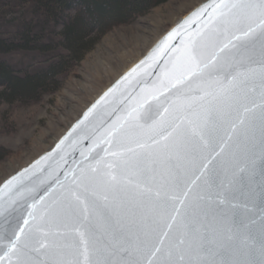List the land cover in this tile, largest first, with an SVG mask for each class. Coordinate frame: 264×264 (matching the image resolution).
<instances>
[{"label":"water","instance_id":"95a60500","mask_svg":"<svg viewBox=\"0 0 264 264\" xmlns=\"http://www.w3.org/2000/svg\"><path fill=\"white\" fill-rule=\"evenodd\" d=\"M220 2L204 0L180 17L84 108L51 148L3 179L0 209H15L12 216L22 223L21 218L27 216L33 197L38 199L50 187L53 191L59 189L57 177L63 180L66 171L87 166L88 161L97 166L96 160L101 157L113 159L105 156L104 149L109 145L102 143L101 138L115 123H124L123 118L133 108H140L142 122L149 125L162 115L168 116L164 109L171 108L175 123L181 129L190 127L189 120L205 119L211 113L217 117L222 131H230V122L220 117L231 113L233 119L243 117L244 123L237 121L238 131L232 134L221 156L216 157L214 197L219 198L204 200L193 207L190 230L181 228L179 233L184 239L179 251L166 237L159 246L173 248L171 255L165 251L162 257L173 264H258L264 244V42L255 38L264 27L258 13L249 9L231 26L240 37L233 43L241 47L232 49L233 55L213 70L211 79L191 76L176 83L168 76L174 66L183 62L188 38L208 32L216 23L218 17L209 23V14ZM224 2L258 3V0ZM202 11L203 15H198ZM249 24L255 30L254 36H245L236 30L241 27L246 31ZM177 30L181 35L169 42L163 55L154 57L166 38ZM128 135L133 151L125 150V156L134 163L136 154L144 155L141 167L130 172L139 186L127 182L111 190H105L102 185L92 186L95 193L92 198L98 205L93 222L103 240L101 251L111 264H126L129 260L147 264L156 257L139 255L137 249L145 232L156 225L163 226L154 207L156 193L167 188L176 172L192 176L195 165L208 153L198 154L194 164L183 133L167 148L163 147V141L157 148L139 129H129ZM99 167L103 168V164ZM9 181L13 183L6 187ZM58 244L54 243L45 255L32 252L31 257L40 264H75L77 260L79 264H86L83 254L77 256L62 240Z\"/></svg>","mask_w":264,"mask_h":264},{"label":"snow or ice","instance_id":"6c2138e0","mask_svg":"<svg viewBox=\"0 0 264 264\" xmlns=\"http://www.w3.org/2000/svg\"><path fill=\"white\" fill-rule=\"evenodd\" d=\"M249 9L258 13L260 24L264 27V0H258V3L240 4L225 3L221 0L212 7L209 23L218 17L216 23L208 32L188 38L183 62L174 66L168 76L174 78L176 83H181L191 76L211 79L213 70L220 67L227 57L233 55L232 49L241 47L233 43L240 37L234 34L231 26L240 21ZM198 15H203V11ZM236 30L242 31L245 36L255 35V30L250 24L246 31L241 27H237ZM180 35L179 30L171 33L153 56L163 55L169 42ZM255 38L264 42V31ZM164 113L169 115H162L159 120L149 125L146 121L142 122L140 108H133L128 116L123 118L124 123H115L101 138L102 143L109 145L104 149L105 156H111L113 159L106 160L101 157L96 160L97 166H93L92 161H88L87 166L66 171L63 180L57 177L56 184L59 185V189L53 191L50 187L38 199L33 197V202L28 205L30 210L27 211V216L21 218L22 223L20 219L12 216L15 209H0V217H2L0 264H5L6 261L7 264H13V258L15 264H40L38 259L31 257V253L45 255L54 243L59 246L58 242L61 240L70 250H74L77 256L83 254L86 264H111V261L105 258V253L101 251L103 240L93 222L98 205L92 198L95 195L92 186L102 185L105 190L114 189L124 182L139 186V181L134 179L130 172L134 168L141 167L144 155L136 154L137 159L133 163L124 154L125 150L133 151L128 144V133L132 128L139 129L141 135L147 136L157 148L161 147V141L164 142L163 147L167 148L177 135L185 134L194 164L198 154L208 153L199 164L195 165V171L192 173L195 179L176 172L167 188L163 192L156 193L154 207L163 221V226L156 225L149 232H145L137 249L139 255L156 257V260L149 259L147 264H173L171 260L162 259L164 252L167 251L171 255L173 248L165 249L159 245L164 244L166 237L173 241V247L179 251L184 244V239L179 233L181 228L190 230V211L193 207L204 200L219 198L214 197L217 187L216 157L221 156L232 134L238 131L237 121L243 124L244 118L237 116L233 119L231 113H224L220 119L230 122L228 125L230 131H222L217 117L210 113L205 119L189 120L190 127L181 129L175 123L176 117L172 114L171 108H165ZM136 142L140 143L139 140ZM57 147L59 148V145ZM101 164L103 168L99 167ZM12 183L13 181H9L6 187H10ZM41 249L44 251L42 252ZM157 253L161 255L157 256ZM260 255L258 264H264V244L261 245ZM75 264H79V261H75ZM126 264H141V261L129 260Z\"/></svg>","mask_w":264,"mask_h":264},{"label":"rangeland","instance_id":"374dc122","mask_svg":"<svg viewBox=\"0 0 264 264\" xmlns=\"http://www.w3.org/2000/svg\"><path fill=\"white\" fill-rule=\"evenodd\" d=\"M204 0H166L133 22L105 32L79 61H68L52 89L35 99L0 98V182L52 147L85 107L180 17ZM41 34L45 50H12L1 58L16 72H34L60 60L57 27L29 4L0 0V35L13 38L24 26Z\"/></svg>","mask_w":264,"mask_h":264},{"label":"trees","instance_id":"16d2710c","mask_svg":"<svg viewBox=\"0 0 264 264\" xmlns=\"http://www.w3.org/2000/svg\"><path fill=\"white\" fill-rule=\"evenodd\" d=\"M29 4L44 20L57 27L60 60L34 72H16L1 54L12 50H45L39 32L24 26L13 38L0 35V98L4 101L31 100L49 92L55 75L68 61H79L97 40L112 27L133 22L166 0H13ZM0 147V160L6 156Z\"/></svg>","mask_w":264,"mask_h":264}]
</instances>
